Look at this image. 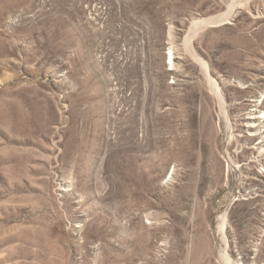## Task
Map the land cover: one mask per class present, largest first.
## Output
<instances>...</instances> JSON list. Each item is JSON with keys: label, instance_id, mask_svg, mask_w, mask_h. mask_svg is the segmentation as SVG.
Masks as SVG:
<instances>
[{"label": "rangeland", "instance_id": "374dc122", "mask_svg": "<svg viewBox=\"0 0 264 264\" xmlns=\"http://www.w3.org/2000/svg\"><path fill=\"white\" fill-rule=\"evenodd\" d=\"M254 109L264 0H0V264H264Z\"/></svg>", "mask_w": 264, "mask_h": 264}, {"label": "bare ground", "instance_id": "6f19581e", "mask_svg": "<svg viewBox=\"0 0 264 264\" xmlns=\"http://www.w3.org/2000/svg\"><path fill=\"white\" fill-rule=\"evenodd\" d=\"M227 16L218 17V18H215V19L207 20V21H198V22L195 23L196 27H195L193 33L194 34L198 33L199 29L204 28L205 26H208V25L221 24L222 22L227 20ZM176 59H177V54L175 52V48H173L171 53H170V60H171V62H172V64L174 66L176 64ZM196 59L198 61H200L199 58L196 57ZM200 62L202 63V66H204V63L202 61H200ZM212 85L215 87V85H216L215 82L212 81ZM217 94L220 96V92L219 91H217ZM262 99L263 98L258 100V104L262 101ZM254 111L260 113V114H258V116L253 117L255 119L254 124L260 126V124L262 125L264 123V113H261L260 111H258V109H254ZM226 224H227V214L225 212L222 215V217L220 218V222H219V228H220V237L219 238H220V242H221V244H220L219 264H236L234 262V260H233L232 255L230 254V252L228 250L229 246H228V239H227V234H226ZM250 264H257V263L253 262V263H250Z\"/></svg>", "mask_w": 264, "mask_h": 264}]
</instances>
